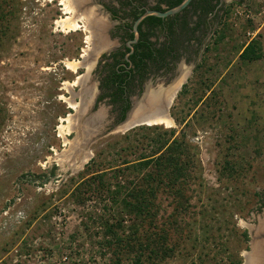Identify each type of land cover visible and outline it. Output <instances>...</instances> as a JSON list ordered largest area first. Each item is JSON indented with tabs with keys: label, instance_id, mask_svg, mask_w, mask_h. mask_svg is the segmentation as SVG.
Wrapping results in <instances>:
<instances>
[{
	"label": "rangeland",
	"instance_id": "374dc122",
	"mask_svg": "<svg viewBox=\"0 0 264 264\" xmlns=\"http://www.w3.org/2000/svg\"><path fill=\"white\" fill-rule=\"evenodd\" d=\"M64 2L74 3L0 0V264H137L140 255L142 264L244 263L252 227L264 231V0H227L216 33L201 35L206 49L184 55L191 69L170 104L171 126L115 130L108 123L117 103L101 91L110 53L95 36L96 15L109 16L82 2L66 13ZM71 17H79L74 30L58 22ZM253 40L261 58L241 60ZM101 107L106 128L88 141L85 119ZM158 136L189 151L179 215L167 192L144 219L122 208L127 192L118 201L73 195L81 172L138 162ZM164 230L173 254L151 261L138 243Z\"/></svg>",
	"mask_w": 264,
	"mask_h": 264
},
{
	"label": "flooded vegetation",
	"instance_id": "af4514ba",
	"mask_svg": "<svg viewBox=\"0 0 264 264\" xmlns=\"http://www.w3.org/2000/svg\"><path fill=\"white\" fill-rule=\"evenodd\" d=\"M79 1L85 5L96 4L98 6L96 10H99V13L107 14L115 22H110L109 17L108 20L105 19L104 29L100 34L103 38V46L109 47L105 51L110 53L107 63L111 69L115 66L124 78L122 82L118 80L109 82L111 73L109 70L105 81L103 80L101 84L102 95L108 94L112 99L115 97L117 100V114L111 115L112 120L108 123L109 130L120 127V123H123L127 112L132 107L133 98L136 95L142 96L150 77H152V81H155L157 73V79L165 78V81L169 82L179 73L178 70L181 68V64H184V58L186 59L184 55L192 56L190 54H194L195 58L199 57L196 53H199L201 49L205 50L207 47L206 39L201 35L206 33V36H212L216 33L217 23L223 16L227 2V0H192L190 5L175 14L165 17L149 15L152 18L149 19L147 16L139 23L137 35L134 30L135 21L148 10L165 11L176 6L171 5L172 0ZM231 1L244 2L249 0ZM96 17V19H101V17L98 18V15ZM100 21L104 22L102 19ZM113 36H117V42L110 40ZM130 41H132L131 45L128 44ZM147 43L149 46H146ZM144 50L152 51L153 55L144 58L142 62L137 64L135 61H139L140 53ZM105 54H107L106 56L109 55L108 53ZM131 55L136 56L134 62ZM197 66L198 61H195L194 67ZM116 89L118 93L115 96ZM125 104H129V108L124 112L122 118ZM114 117L116 120H113Z\"/></svg>",
	"mask_w": 264,
	"mask_h": 264
},
{
	"label": "trees",
	"instance_id": "16d2710c",
	"mask_svg": "<svg viewBox=\"0 0 264 264\" xmlns=\"http://www.w3.org/2000/svg\"><path fill=\"white\" fill-rule=\"evenodd\" d=\"M181 1L182 0H172L171 5H177ZM225 12H227V9ZM4 13V9L1 8L0 20L1 17L6 16ZM148 18L150 19L152 17L149 16ZM222 37L221 35L220 38ZM146 46H149V44L147 43ZM152 55V51L144 50L140 53L141 58L139 61H135V55H131V59L133 62L135 61L139 64L144 58ZM261 56L260 46L255 40L246 45L240 53V59L243 61L256 60L261 58ZM126 63H128V61H126ZM123 79L122 74L113 66L108 79L109 82L115 80L122 82ZM119 89L123 90L122 88ZM117 93L118 90L116 89L114 95L116 96ZM112 100L115 102L117 101L115 97ZM128 108L129 104H125L122 118L124 112H126ZM158 126L159 125H152L149 127L152 129ZM174 132L175 129L170 130L171 134ZM154 142L156 143V147L152 149L151 153L143 154L139 157L138 162L133 163L127 159H123L122 166L119 164L116 167H111L110 170H114L111 173L101 170L100 173L98 171L89 175H84V173L81 172L80 175L82 176V180H80V183L74 188L72 192L73 195L75 196L78 194V199L80 201L85 200L88 196H97L101 199L118 201L121 194L127 192L122 201V208L126 209V212L130 214H135L138 218L144 219L146 215H153V213H150V206H154L156 196L160 192H167L176 198L178 197L177 200H175L176 203L174 202L175 211L173 215H179L184 211V206L186 207V205H188L186 187L191 177L189 151L187 147L184 146V141L182 142L181 139L178 138L170 140L167 137L158 136L154 138ZM135 230L137 231V228H135ZM154 234L153 237L149 235L144 236V241L138 244L141 246L145 245L143 251H148L151 261L153 258L164 260L170 257L173 254L174 246L169 243L168 233L164 230L162 234L157 235L158 232ZM243 234L246 239H249L247 230H245ZM140 256L136 259L137 264H142V258ZM233 264H240V261L236 260Z\"/></svg>",
	"mask_w": 264,
	"mask_h": 264
},
{
	"label": "water",
	"instance_id": "95a60500",
	"mask_svg": "<svg viewBox=\"0 0 264 264\" xmlns=\"http://www.w3.org/2000/svg\"><path fill=\"white\" fill-rule=\"evenodd\" d=\"M191 2H192V0H182V2L180 4H178L174 7H171L165 11L153 10V9L148 10L135 21L134 30L136 31V33L138 35L139 23L145 17H147L149 15H156L159 17H165V16L170 15V14H175V13L185 9L188 5H190ZM100 20L101 19H97L99 24H98V26H95V29H96V32H99L101 34L103 29H104L103 26H104L105 21L102 22ZM100 34H98L99 37L101 36ZM135 40H132V41H135ZM132 41H130L128 44L131 45ZM108 48L109 47L107 46V49ZM182 65H183V63L181 64V66ZM190 69L191 68L187 67L186 62L184 61V67L179 68V70H178L179 73L177 72L178 74L174 78L171 79L170 85L167 87H166L167 82L165 81V78L164 79H157L156 81L150 80L147 83L146 90L144 91L142 96L136 95L133 98L132 107L127 112L126 119L124 120L123 123H121L120 128L129 129L130 127H133L136 125L147 124L146 122L140 121L138 119L142 118L143 116L150 115V113H149L150 107L148 108V106L146 107V105L149 104V102H151L152 100H158V98L162 99L164 101V107L166 109L168 108V110H169L170 105H168L166 97L168 95H170V93H173L176 90V88L178 89V87H181V85L187 79V76L189 74ZM93 95L94 94L90 93L91 98H93ZM84 101H86V100L84 99ZM87 103H86V105H87ZM139 103L144 104V105L142 106L143 108H142L141 112L139 113L141 116L137 117L136 114L133 115V111L135 109L136 104H139ZM84 110H85V112L87 111L86 107ZM85 121L86 122L84 123V127H85L84 130L86 132H88V135L90 137L89 138L90 140H88V141L94 140V138L96 136L100 135V133H101V132L96 131V129L98 128V129H102V131H104L106 128V123L108 121L106 118V111H104V109L101 107L95 114H92L88 118H86ZM252 228L255 230H254V233H252L251 251H250V253L247 254L246 260L242 264H264V244H261L262 242H264V235H263L264 231H259L260 230L259 228H261V230H262L261 226H258V229H257V227L255 228V226ZM256 233H258L257 236H256ZM256 240H261L260 244H261V246L263 245L262 249L258 248V245L255 242Z\"/></svg>",
	"mask_w": 264,
	"mask_h": 264
},
{
	"label": "bare ground",
	"instance_id": "6f19581e",
	"mask_svg": "<svg viewBox=\"0 0 264 264\" xmlns=\"http://www.w3.org/2000/svg\"><path fill=\"white\" fill-rule=\"evenodd\" d=\"M75 4H79L80 1H76V0H73ZM68 2V1H67ZM67 2H64L65 3V6L64 8L66 9V13H74L75 8H76V5H74V3L70 4V3H67ZM79 7V6H77ZM77 9V8H76ZM89 11V10H88ZM90 13V11H89ZM75 15V14H74ZM92 15V14H90ZM79 17H71V18H62L61 20H59L58 22L61 23L64 27H70L69 29L70 30H74L78 27L79 25ZM90 21H92V19H90ZM98 22L95 24V26H98ZM81 26V25H80ZM68 29V30H69ZM91 29V28H90ZM95 31V29H94ZM96 33V32H95ZM90 34V33H89ZM96 38L98 37L97 34H95ZM92 39V38H90ZM91 44V43H90ZM86 51V50H85ZM86 53V52H85ZM86 56V55H85ZM73 67V69L76 70V64H73L71 63L70 65V68ZM86 67V66H85ZM80 82V81H79ZM176 91H174L173 93H170V95H168L166 97V100H167V103L168 105H170L172 103V99L174 97V94H175ZM72 100V99H71ZM160 100V101H159ZM78 103V102H77ZM75 108V104L74 102H72V104ZM70 105V106H71ZM144 104H136L135 106V109L133 111V115L136 114V116H141L139 113L141 112L142 110V106ZM72 106V107H73ZM79 106V105H78ZM77 106V107H78ZM148 106L149 110H150V115H146V116H143L142 118L138 119L140 121H144L146 122L147 124L149 125H156V124H165L166 126H171L173 124V120L171 118V116L169 115L168 113V108L166 109L164 107V101L162 99H159L158 100H152L151 102H149V104L146 105V107ZM74 117V116H73ZM75 118V117H74ZM70 121V118L68 119ZM76 120V119H74ZM74 123V122H73ZM72 124V123H71ZM73 125V124H72ZM69 127V126H68ZM70 130V129H69ZM92 154V153H91ZM86 160V159H85ZM258 235V233H256V236ZM258 245V248H261L263 247V245L261 246V244H264V242L261 243V240H256L255 241ZM261 243V244H260ZM257 247V246H256ZM260 249V250H261ZM247 255V254H246Z\"/></svg>",
	"mask_w": 264,
	"mask_h": 264
}]
</instances>
